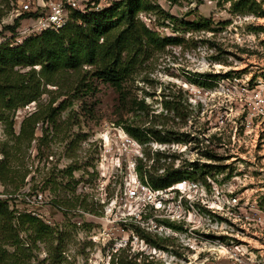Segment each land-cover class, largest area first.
Here are the masks:
<instances>
[{
    "label": "rangeland",
    "instance_id": "obj_1",
    "mask_svg": "<svg viewBox=\"0 0 264 264\" xmlns=\"http://www.w3.org/2000/svg\"><path fill=\"white\" fill-rule=\"evenodd\" d=\"M148 1L151 9L139 11L138 20L170 41L140 57L125 82V105L83 66L49 83L36 75L34 89L22 95L36 96L34 101L0 107V161L4 151L9 155L0 170V202L14 218L29 214L48 227L9 233L7 241L2 238L8 232L0 230V246L16 253L0 264H110L115 252L138 253L152 264H264V169L258 155L264 131L255 120L247 123L242 111L245 84L264 81V15L232 12L222 0ZM35 4L0 0V46L14 32L6 26ZM28 24L25 17L17 28ZM134 100L143 101V112ZM172 100L179 101L182 115L164 109ZM33 113L38 122L32 137L16 143L23 119ZM130 122L171 141L140 144L123 127ZM213 134L220 139L211 140ZM177 136L181 143L172 142ZM156 151L170 156L150 155L158 173L165 160L191 176L182 181L198 183L194 224L152 211L146 213L155 228L150 219L122 217L124 180L139 160L152 164L145 153ZM221 245L226 251L220 252Z\"/></svg>",
    "mask_w": 264,
    "mask_h": 264
},
{
    "label": "trees",
    "instance_id": "obj_2",
    "mask_svg": "<svg viewBox=\"0 0 264 264\" xmlns=\"http://www.w3.org/2000/svg\"><path fill=\"white\" fill-rule=\"evenodd\" d=\"M6 1V0H4ZM229 3L232 12L240 14L264 15V0H222ZM148 0H118L111 6L101 10H88L85 13L71 10L67 23L58 29L42 31L39 34L31 35L17 46H0V107L4 109H15L25 106L34 101L36 96L26 98L22 96L27 90L33 88V78L37 75L39 79H44L46 83L52 82L56 76L64 73L83 71V66L90 67L83 71L95 80L110 85L118 96V105L127 103V93L125 82L133 73V69L140 63V57L146 55L152 48L164 45L169 39H159L157 35L138 20V12L151 9ZM1 11V10H0ZM34 13H22L15 18L13 25L6 26V29L14 31L18 27L21 19L32 17ZM169 20L175 18L168 16ZM190 25H197L192 21ZM29 68L26 72H19L16 68ZM37 79V80H39ZM38 82V81H37ZM33 84V85H32ZM20 99L19 102H16ZM138 111L143 112L145 105L142 100L133 102ZM179 101L172 100L164 102V109L173 111L176 116L179 113ZM2 116L0 115V120ZM36 114L23 119L18 135L14 136L16 143L24 138H31L34 125L37 123ZM122 121L118 122V124ZM29 124V130L26 125ZM125 131L138 143L146 144L150 141L159 143H170L171 140L159 136L150 126H139L125 124ZM12 133V130L11 132ZM186 133L181 132V136ZM181 136L175 137L172 142L181 143ZM186 136V135H185ZM21 139V140H20ZM211 140H219L215 134L210 136ZM170 158L158 151L145 153L146 160H152V164L147 165L141 160L135 166L138 178L150 185L153 189H165L185 179H191L185 171L174 169L172 164L164 162L158 166L163 169L158 173V168L154 158L150 155ZM4 160L0 161V170H5V160L8 153L3 152ZM175 156V154H171ZM211 157V156H210ZM13 219L17 222L13 226ZM8 222V226L2 225L0 230L5 234L3 241L11 239V234L18 231H25L30 227L35 233H40V228L47 229L40 220L29 214H22L14 218L13 211H9L7 205L0 202V222ZM166 226L175 230H180L181 226L171 222H164ZM16 237V235H13ZM144 240L156 246V242L149 236ZM115 252L111 255L110 264H152L146 256L139 257L138 253L129 256ZM16 253L8 255L6 250L0 246V262H6ZM18 264L14 260L12 264Z\"/></svg>",
    "mask_w": 264,
    "mask_h": 264
},
{
    "label": "built area",
    "instance_id": "obj_3",
    "mask_svg": "<svg viewBox=\"0 0 264 264\" xmlns=\"http://www.w3.org/2000/svg\"><path fill=\"white\" fill-rule=\"evenodd\" d=\"M26 1L30 2L32 0ZM116 1L118 0H36L33 10H29L30 13L35 15L29 17L27 26L16 27L13 33H9L8 36L11 38H8V45L9 47L17 46L27 37L39 34L42 31H57L67 23L71 10L82 13L88 10L98 11L111 6ZM19 15L16 14L15 18ZM245 86V98L242 104L245 119L249 124L255 120V125H261L262 131H264V81L258 79L252 86L249 87V84H245ZM262 151H264V142L261 144L260 152H258L261 157L259 162L261 169H264V152ZM135 171L132 166L120 192V198L123 201L122 217L136 215L139 220L150 219L149 221L154 223L153 219L147 216L146 213L152 211L161 212L164 218L171 221H186L194 224L193 218H199V201L201 199L197 198L200 188L198 183L181 181V183H176L165 189H153L147 183L142 182ZM234 199L235 197L232 198V201ZM102 203L105 202L102 201ZM113 203L110 202V205H113ZM207 208L212 209L211 205ZM213 209L218 210L219 208L213 207ZM133 212H136V214ZM234 247L238 249L237 245ZM220 248L222 249L220 252L225 250L222 245ZM220 261L218 260L216 263L220 264Z\"/></svg>",
    "mask_w": 264,
    "mask_h": 264
},
{
    "label": "bare ground",
    "instance_id": "obj_4",
    "mask_svg": "<svg viewBox=\"0 0 264 264\" xmlns=\"http://www.w3.org/2000/svg\"><path fill=\"white\" fill-rule=\"evenodd\" d=\"M105 140L108 141V137L107 136H105ZM179 183H181V182H179Z\"/></svg>",
    "mask_w": 264,
    "mask_h": 264
}]
</instances>
